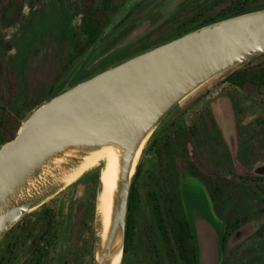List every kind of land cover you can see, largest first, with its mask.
<instances>
[{
    "label": "rangeland",
    "instance_id": "rangeland-1",
    "mask_svg": "<svg viewBox=\"0 0 264 264\" xmlns=\"http://www.w3.org/2000/svg\"><path fill=\"white\" fill-rule=\"evenodd\" d=\"M18 1L16 14L12 3L0 0V33L9 44L0 48V122L8 113L22 124L60 91L124 60L126 43L148 33L155 42L178 20L198 10L204 18L214 16L236 0H141L122 29L109 28L93 45L81 34V16L87 5L100 0ZM128 2L113 0L111 21ZM257 2L264 8V0ZM263 60L254 57L248 64ZM237 67L181 100L144 144L135 181L140 202L121 264H168L152 195L166 222L175 212L167 210V201L179 196L189 220L200 217L211 224L219 243L226 223L244 219L223 253L219 247L218 264H264V234H256L264 226V86L229 84L226 77ZM153 140L166 144L161 157L150 147ZM103 168L99 161L26 212L0 239V264H94ZM45 214L51 226L42 219Z\"/></svg>",
    "mask_w": 264,
    "mask_h": 264
},
{
    "label": "water",
    "instance_id": "water-1",
    "mask_svg": "<svg viewBox=\"0 0 264 264\" xmlns=\"http://www.w3.org/2000/svg\"><path fill=\"white\" fill-rule=\"evenodd\" d=\"M263 53L260 8L139 52L38 106L0 147V239L26 212L70 183L87 159L108 150L104 167L109 168L110 182L106 185L100 175L96 199L94 264H121L128 198L146 141L195 89ZM199 226L210 235L206 246ZM192 229L197 264H218L220 238L214 227L196 217Z\"/></svg>",
    "mask_w": 264,
    "mask_h": 264
},
{
    "label": "trees",
    "instance_id": "trees-1",
    "mask_svg": "<svg viewBox=\"0 0 264 264\" xmlns=\"http://www.w3.org/2000/svg\"><path fill=\"white\" fill-rule=\"evenodd\" d=\"M247 0V6L236 11L233 15L248 12L251 10L260 9V7H250V3ZM2 2H10L16 7V14L20 12L21 3L18 0H5ZM264 7V6H263ZM131 5H127L123 8L120 14L114 21H111L110 14L114 11L115 6L113 0H100L98 3L87 5L81 16V34L86 38L89 45H93L98 42L100 35L108 30V28L114 26L122 18H124ZM8 43L2 40L0 33V48L8 47ZM254 57H264L263 54H259ZM252 57V58H254ZM250 58V59H252ZM246 60L240 64H237V68H234L226 77V81L234 86L242 87L245 84H251L256 88L264 86V60L256 65H249V60ZM20 122L16 116L5 113L3 115L0 125L3 128L0 134V147L7 141L11 140L20 126ZM150 147H153L159 157L166 147L165 143L153 140ZM139 174V167L135 172V178L132 182L130 194L128 198L126 225H125V239L124 250L132 240V232L135 226L136 211L139 205V192L135 185L136 177ZM171 198L167 201V210L172 208L175 212L170 213L169 221L163 217L160 207L155 200L156 197L152 195L153 211L156 217L159 236L164 247L165 256L168 264H197V250L194 232L192 229L189 217L186 215L184 207L182 205L179 196L171 195ZM244 219H238L230 224H225V230L221 239V253L225 250V243L229 235L240 225ZM264 226L260 228L256 234L262 236Z\"/></svg>",
    "mask_w": 264,
    "mask_h": 264
},
{
    "label": "flooded vegetation",
    "instance_id": "flooded-vegetation-1",
    "mask_svg": "<svg viewBox=\"0 0 264 264\" xmlns=\"http://www.w3.org/2000/svg\"><path fill=\"white\" fill-rule=\"evenodd\" d=\"M140 1L141 0H137V1L133 2L131 4V8L128 11L127 15L124 18H122L119 22H117L114 26H112L110 28L114 29V30L119 29V28L122 29L125 26V23L127 21H129L130 19H132L135 8L137 7V5ZM129 2H130V0H129ZM248 2L250 3V7H257L258 5H260V4H257L258 3L257 0H249ZM246 3H247V0H236L234 2H231L227 6V8L225 10H223L221 13L216 14L214 16L205 17V18L203 17L204 14L201 13L202 11L198 10L197 12L190 14V16L188 18H185L184 20L183 19L178 20V22L175 23L174 27L171 28L170 32L164 33V34L161 33L162 35L158 36L157 39L155 40V42L149 41V39H151L152 33L145 34V36L143 35V38H137V42L132 41V42H129V43H126L125 45H123V47L124 46L128 47V53H127V56L124 57V59H126L130 56H133L139 52H142L144 50H147L151 47H154V46H156L162 42H165L167 40L175 38V37H177L183 33L190 31V30L196 29L200 26H203V25H206V24H209V23L230 17L236 11H238L242 8H245L247 6ZM123 8H122V10H123ZM119 14H117V16ZM48 217H49V214H45L42 219H44L46 222H48V224H47L48 226H51V222L49 223L50 219H48ZM48 232H50L49 229H48ZM126 251H127V249L124 250V253H126Z\"/></svg>",
    "mask_w": 264,
    "mask_h": 264
},
{
    "label": "bare ground",
    "instance_id": "bare-ground-1",
    "mask_svg": "<svg viewBox=\"0 0 264 264\" xmlns=\"http://www.w3.org/2000/svg\"><path fill=\"white\" fill-rule=\"evenodd\" d=\"M110 158V154L108 150H103L96 153L91 158L87 159L86 162L81 166V168L72 176V180H74L81 172L91 168L92 166L96 165L99 161H103L104 163L108 164ZM101 178L105 182V184L109 185L110 182V173L109 168L104 167L101 171ZM105 212H107V205H105ZM200 227V226H199ZM200 236L204 246L208 245V241H210V235L206 229H201L200 227Z\"/></svg>",
    "mask_w": 264,
    "mask_h": 264
}]
</instances>
